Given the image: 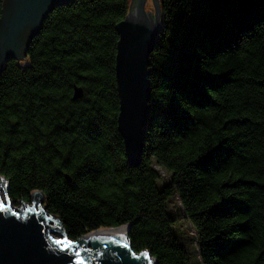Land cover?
I'll list each match as a JSON object with an SVG mask.
<instances>
[{
	"label": "trees",
	"instance_id": "1",
	"mask_svg": "<svg viewBox=\"0 0 264 264\" xmlns=\"http://www.w3.org/2000/svg\"><path fill=\"white\" fill-rule=\"evenodd\" d=\"M130 1L56 7L24 59L2 65L0 178L9 199L29 203L40 191L72 241L129 225L135 253L189 264L179 218L167 210L178 197L199 264H264V0H158L135 168L117 132L114 75L115 25ZM74 86L83 90L76 101Z\"/></svg>",
	"mask_w": 264,
	"mask_h": 264
},
{
	"label": "water",
	"instance_id": "2",
	"mask_svg": "<svg viewBox=\"0 0 264 264\" xmlns=\"http://www.w3.org/2000/svg\"><path fill=\"white\" fill-rule=\"evenodd\" d=\"M148 0H131L127 15L115 25L118 36L114 63L118 99L117 132L130 167L141 162L149 121L148 102L149 55L160 34L158 0H150L152 11L146 10ZM73 0H3L0 14V70L9 59L22 60L30 41L42 21L56 7ZM83 97V90L74 86L72 100ZM65 180L71 182L68 175ZM5 203L0 201V264H155L146 251L135 253L127 237L129 225L101 228L70 240L58 219H53L39 202L44 198L34 191L32 206L26 211L10 208L8 184L0 178ZM36 204L38 209H33ZM54 225H50L51 222ZM58 231L63 238L52 234Z\"/></svg>",
	"mask_w": 264,
	"mask_h": 264
},
{
	"label": "rangeland",
	"instance_id": "3",
	"mask_svg": "<svg viewBox=\"0 0 264 264\" xmlns=\"http://www.w3.org/2000/svg\"><path fill=\"white\" fill-rule=\"evenodd\" d=\"M146 10L152 11V4H151L150 0L147 1ZM160 174L164 178L163 182L160 183L162 185V183L164 184L168 180V177L162 171H160ZM0 201L5 203V196H4V192L2 189L1 183H0ZM9 202H10V208H12L14 210H19L18 208H20V206H21V210L26 211L27 206L25 204L22 203L20 205V203H13L11 200ZM27 204L29 206H32V195H31L30 202ZM39 206H40V208H44L43 210H45V207L43 206V202H39ZM33 209L37 210L38 206L36 204H34ZM167 210L171 216L179 218L175 227H174V230L178 234L181 242L187 248L188 255H189V264H199L198 263V255L196 253V246H195V243L193 242V236H194L195 232L192 230L188 221H186V219L181 218V216L183 215V210L181 208L178 197L171 199L167 203ZM52 218L56 219L55 217H52ZM50 225H54V222L52 221ZM52 235L55 238H63V236L58 231L53 232Z\"/></svg>",
	"mask_w": 264,
	"mask_h": 264
}]
</instances>
